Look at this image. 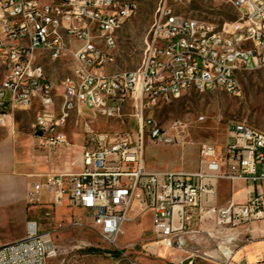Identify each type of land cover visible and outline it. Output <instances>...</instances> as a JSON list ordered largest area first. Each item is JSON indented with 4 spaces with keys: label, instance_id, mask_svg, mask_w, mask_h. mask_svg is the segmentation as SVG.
Returning a JSON list of instances; mask_svg holds the SVG:
<instances>
[{
    "label": "built area",
    "instance_id": "built-area-1",
    "mask_svg": "<svg viewBox=\"0 0 264 264\" xmlns=\"http://www.w3.org/2000/svg\"><path fill=\"white\" fill-rule=\"evenodd\" d=\"M177 1L157 0L141 65L126 71L110 66L116 34L136 13L138 0H0V126L15 110L35 105L33 132L51 150L67 144L63 129L71 117L80 122V171L36 175L28 199L36 202L46 191L53 209L83 210L110 247L117 246L124 223L145 212L152 213L158 243L174 249L182 248L176 234L204 223L233 226L264 218L261 196L224 207L203 199L214 193L215 176L264 181V129L231 122L222 148L199 145V169L192 173L145 167L146 136L167 139L155 109L191 89L239 96V76L264 67V0H226L237 18L222 25L176 13ZM1 12H10V19H1ZM166 36H173V44H166ZM64 57L72 61L71 75L54 86L43 60ZM124 117L132 130L94 127L100 118L125 125ZM171 128L178 141L185 124L176 121ZM68 225L78 227L81 220L74 217ZM61 226L58 221L55 228ZM53 254L50 232L28 219L22 239L0 246V264H48ZM194 256L174 264H192Z\"/></svg>",
    "mask_w": 264,
    "mask_h": 264
},
{
    "label": "rangeland",
    "instance_id": "rangeland-1",
    "mask_svg": "<svg viewBox=\"0 0 264 264\" xmlns=\"http://www.w3.org/2000/svg\"><path fill=\"white\" fill-rule=\"evenodd\" d=\"M157 0H138L136 13L129 18L117 32V52L110 70H135L142 62L143 40L153 20V13ZM176 13L185 17L203 20L222 25L225 22L236 20V9L226 0H180L173 4ZM44 69L54 86L71 75L72 61L69 57L59 60L45 59ZM241 93L239 96H230L221 90L211 91L189 90L168 105L159 107L153 112L156 122L165 130L167 139L162 142L151 141L149 136L145 139L144 160L150 169L159 171H175L178 168H188L194 152L202 143H208L216 147L223 146L229 139V127L231 122L241 121L256 128L264 129V67L254 72L243 73L239 76ZM59 92V89H57ZM57 99V105H58ZM38 111L33 106L27 111L15 110L12 126L34 136L32 123ZM199 117L201 120H199ZM180 121L185 124L179 140H175L176 131L172 124ZM125 125H120L115 120L100 118L95 121L97 129H127L134 128L129 117H124ZM4 132L5 128L0 126ZM67 144L55 149H45L36 139L34 149L41 156L45 165H52L59 159L66 161L69 158L71 170L79 172L78 150L81 133L80 122L71 117L63 129ZM62 161V162H63ZM62 172L53 168L47 174ZM69 212L74 217L80 218L81 225L71 227ZM81 209L57 208L50 212V216L40 213V220L45 224L40 228L49 231L54 244V254L48 258V264H173L152 255L144 243L148 236L137 235L140 229L149 227V215L137 217L129 225L124 227L117 246L106 245L99 235L90 227V221L85 217ZM62 217V218H61ZM61 220V228H55ZM238 225H223L226 228L238 227ZM20 226L12 227L1 232L2 237H14L23 235ZM215 247V246H214ZM195 248L193 254L198 255ZM203 250L199 252L201 254ZM205 252V250H204ZM205 259L207 256H202ZM202 258H196L195 264H215Z\"/></svg>",
    "mask_w": 264,
    "mask_h": 264
},
{
    "label": "crops",
    "instance_id": "crops-1",
    "mask_svg": "<svg viewBox=\"0 0 264 264\" xmlns=\"http://www.w3.org/2000/svg\"><path fill=\"white\" fill-rule=\"evenodd\" d=\"M6 121L7 126L4 127V132L0 130V234L14 226H20L24 233L14 237L0 236V246L22 239L28 219L40 220L41 212L45 215L55 210L50 204V197L46 191L41 193L38 201L33 203L29 201L28 192L31 183L38 180L36 175H46L53 168L62 172L71 170L68 157L65 158L66 161L59 159L52 165L42 163L41 156L34 149L38 136L15 130L11 123L13 116L12 119L7 118ZM81 144L82 137L80 145L77 146L79 171L82 166ZM223 146L214 147L220 149ZM198 161L199 154L195 151L188 168L181 167L175 171L195 172L199 169ZM145 167L151 172L159 171L150 169L146 162ZM221 170L224 168L221 167ZM211 182L214 185V193L203 195L207 205L224 207L230 201L244 203L256 196L264 199V181L253 183L241 178L227 179L215 176L212 177ZM146 215H149L150 226L140 229L137 235L148 236L144 247L164 262L173 264L180 260L186 262L193 254L190 248L199 247V249H194L198 251V255L193 257L192 264L196 263V258L205 259L202 256H207L209 259L205 260L215 264H220L225 258L230 259L229 264H264V218L234 228H226L215 222L204 223L189 234H176L175 238L181 241L182 248L174 249L158 243L152 231V213L145 212L138 217ZM61 218L59 221L62 220ZM72 218L74 215L69 212V221ZM134 220L125 222L123 230ZM39 226L42 228L45 224L40 222ZM201 249L203 252L200 254Z\"/></svg>",
    "mask_w": 264,
    "mask_h": 264
},
{
    "label": "bare ground",
    "instance_id": "bare-ground-1",
    "mask_svg": "<svg viewBox=\"0 0 264 264\" xmlns=\"http://www.w3.org/2000/svg\"><path fill=\"white\" fill-rule=\"evenodd\" d=\"M1 19H10V12H1ZM166 44H173V36H166Z\"/></svg>",
    "mask_w": 264,
    "mask_h": 264
},
{
    "label": "water",
    "instance_id": "water-1",
    "mask_svg": "<svg viewBox=\"0 0 264 264\" xmlns=\"http://www.w3.org/2000/svg\"><path fill=\"white\" fill-rule=\"evenodd\" d=\"M41 133L40 132H38L36 135H40Z\"/></svg>",
    "mask_w": 264,
    "mask_h": 264
}]
</instances>
